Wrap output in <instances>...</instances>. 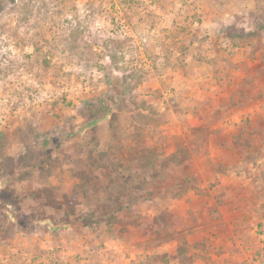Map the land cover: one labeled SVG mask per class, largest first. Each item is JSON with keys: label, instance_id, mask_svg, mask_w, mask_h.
Returning <instances> with one entry per match:
<instances>
[{"label": "rangeland", "instance_id": "374dc122", "mask_svg": "<svg viewBox=\"0 0 264 264\" xmlns=\"http://www.w3.org/2000/svg\"><path fill=\"white\" fill-rule=\"evenodd\" d=\"M224 1L240 2L0 0V264H150L175 242L203 249L206 230L222 255L213 224L243 206L259 214L238 252L264 264V115L247 102L246 123L215 120L219 87L198 79L212 49H240L223 33L260 31L240 16L217 33ZM223 124L245 128L242 147L219 150Z\"/></svg>", "mask_w": 264, "mask_h": 264}, {"label": "crops", "instance_id": "0c3cea01", "mask_svg": "<svg viewBox=\"0 0 264 264\" xmlns=\"http://www.w3.org/2000/svg\"><path fill=\"white\" fill-rule=\"evenodd\" d=\"M220 4L219 6L225 9L227 13L222 14L223 16L220 18L219 16H217L218 14H216L217 18L211 19V21H209L212 26L218 25L215 26V31L217 33H220V31H222L225 27L230 26L232 21L237 20L236 18L240 16L242 18L241 21L243 22V25L247 26L248 23L250 24L251 22H253L252 29H254V24L256 25V23H258L259 25L260 23L262 24L264 22V18H255L256 13H260V15L264 14V0H240V2L236 4V6L233 2L229 1H224L221 5ZM209 8L212 9L214 8V6ZM222 27L224 28L222 29ZM247 31L249 33L250 30L247 29ZM260 31L257 33L253 32L251 36L254 38V41L252 38L250 43L245 42V40H242L240 42L241 37L237 34L233 33L232 36H230L231 34L224 35L223 33V36H225L229 40L230 45L231 43H233V45L234 43H239V45L237 46L241 45V47H237L240 48V51L238 50L235 55L228 54V57L224 56L222 59H220V57H218V52L212 49L209 52V56L207 57L209 60L200 65V69L202 70H199L200 73H198V79L209 80L212 82L214 87H219V94L217 96H213L215 97V100L217 102L213 104L212 110L211 112H209V114H211L212 117L219 122L222 120L224 121L227 119H232V121H236L240 124L246 123V121H243V118H247V115H244V113H246L245 103L247 102L250 105L251 103H253L254 106L253 108L250 107V109L255 111L257 118L261 119V116L264 115V101L263 99L259 98V94L264 92V29H260ZM228 40L227 42H225V44L227 45H229ZM185 79L187 78H184V80ZM229 106H234L232 107L233 110L232 108L229 109ZM236 107H238V109ZM236 109L240 113H238ZM230 110L235 113H231ZM249 119L252 120L253 117L251 116L249 117ZM224 125L225 124H223L222 128H216V126L218 125H216L215 128L214 126H212L213 131H211V134H215L216 136L222 135L223 137L222 140L216 142V144H218V146H220L221 148L219 150L227 151L228 149L233 148L237 144V139L239 140V148L242 147V141L240 137L245 134V132L243 131L245 128H241L239 124H237L238 130L235 133L230 131L232 129V126H230V128H227ZM249 127L255 128L256 124H252V126ZM233 134L234 136L231 137ZM225 139L230 141H225ZM193 192L196 193L197 191L193 190ZM197 195L200 196L198 193ZM196 198L198 199L197 196ZM233 210L240 212L239 215L241 217L239 219V222H237V219L233 217L228 219L226 217V214H224L221 209L220 212L223 213L222 216L224 217L225 221L223 223L218 220L215 221L213 224L215 227L212 229V231H215L218 234H224V232L226 231L230 233V238H228L227 236L226 240L221 239L222 243H224V249L226 250V253L222 255L207 253V249L209 250L210 245L209 240L205 235L206 232L207 235H209V230L202 231V233L205 235H203L204 237L201 238V242L206 243V245H204V243L201 245L200 248L203 247V249L196 250L195 241L193 242V244L188 240V244L186 245L195 254L193 257V262H191L190 264H243V262L246 264V262L248 261L246 260L248 255L245 256V254H240L239 252L241 251L239 250L246 252L245 250L249 249L248 245L253 246L254 244L248 239L243 240L242 238L238 239V237L246 236L247 238L249 232L255 230V224H253L252 222L249 223V221L246 219H249L250 216L252 217V215L256 216L257 214H259V211L256 208L253 207L252 209L249 206L240 207V210H238L237 208ZM214 214H216L215 210L213 215ZM216 218L217 214L214 216L215 220ZM252 224L253 226L250 227V225ZM68 228H66L65 230L71 231V229ZM219 241L220 239H217L216 243ZM253 241L255 242L256 240ZM108 245L112 247L110 244ZM178 245V242L173 243L172 252H167L169 256L165 257L164 259L159 258L155 262H150V264H184L179 260L178 257H176V249ZM141 247L145 246L137 245V253L141 252ZM101 248H103L102 250L105 249L104 247ZM163 253L166 254V252ZM211 255H213L212 258ZM85 261L86 262L81 261L80 264H94L89 259ZM123 263L143 264L142 262L137 263L135 260L133 261L132 258H129L128 262L126 261ZM77 264H79V262Z\"/></svg>", "mask_w": 264, "mask_h": 264}, {"label": "trees", "instance_id": "16d2710c", "mask_svg": "<svg viewBox=\"0 0 264 264\" xmlns=\"http://www.w3.org/2000/svg\"><path fill=\"white\" fill-rule=\"evenodd\" d=\"M260 29H264V22L260 25ZM244 36H246V34ZM109 116H110L109 110L105 114H102L99 116L95 112L91 113L89 121L82 127V130L85 128H88V129L94 131V129L97 126L101 125L102 121L107 119ZM96 147H97V145H95L94 148H96ZM186 183H189V180ZM168 216H170V215L165 214V216H162L159 214V215L154 217L153 220H154L155 224L157 225V227H159V229H162L163 227L169 225ZM176 255H177L176 257H178L179 260L181 262H183L184 264H190L191 262H193V259H194L193 257L195 254L187 246H179Z\"/></svg>", "mask_w": 264, "mask_h": 264}]
</instances>
